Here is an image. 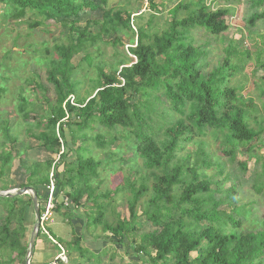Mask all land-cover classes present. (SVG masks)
<instances>
[{
    "label": "trees",
    "instance_id": "obj_1",
    "mask_svg": "<svg viewBox=\"0 0 264 264\" xmlns=\"http://www.w3.org/2000/svg\"><path fill=\"white\" fill-rule=\"evenodd\" d=\"M263 1L257 0V5ZM107 2L0 0L7 17L31 10L38 16L30 23L31 27L41 25L44 19L61 18V21H67L69 30L67 43H57L51 50L45 49L47 83L33 81V94L47 105L44 116L32 118L36 103L22 91L15 106L26 132L43 147L59 154L63 146L58 164L52 165L51 161L30 164L23 156H18L19 164L29 173L26 185H32L37 195L36 184L43 181L48 186V173L52 168L51 174L57 177L54 195L56 186L60 185L73 206H80L85 198V207L96 212L89 223L100 225L111 235L113 243L129 242L130 236L136 238L135 251L149 264H264V223L260 230H241L235 213L237 208L229 212L221 208L225 199H215L218 198L215 194H221L218 180L212 190V182L200 171L201 165H212L205 149L208 143L202 139L209 133L217 143H224L220 153L231 160L240 148H245L244 154L250 158L258 143L264 145V122L259 117L263 115L261 110L252 99L246 100L242 96L238 84H233V78L243 69L240 64L250 58V52H240L230 43L224 50L222 62L205 73L199 64L205 51L194 45L191 35L196 28L212 35L226 32L229 28L227 17L233 13L232 9L212 8L204 0L179 2L171 10L167 27L160 33H150L147 27H151L156 16L155 0H150L152 14L147 27L139 24L138 19L134 20L142 14L134 16L131 22L130 10L107 7ZM96 10L101 11L100 18L86 19L80 26L82 18ZM260 18H264V12H254L247 20L248 24L254 26ZM92 23L100 24V31L93 32ZM125 31L130 32L132 41L136 42L135 46L127 47L128 53L136 60H120L119 67L112 72L98 67L96 93L82 103L75 101L77 105H73L68 98L75 94L74 88L79 83L74 79L77 65L72 63V58L95 46L103 36L114 35L113 41L121 42L120 34ZM262 80L264 83V76ZM4 92L0 86V100ZM261 96H264V89ZM262 107L264 109V102ZM94 123L108 130L109 140L101 133L94 138L95 144L104 150H109L117 141L111 134L116 126L127 130L124 137L135 140V151L147 176L144 184L129 187L125 214L114 205L111 210L114 218L108 213L109 202L101 200L102 197L109 200V192L91 186L99 175L101 160L83 158L77 152V162H67L74 136L70 134L68 140L65 127L75 125L81 131L90 124L93 130ZM10 128L7 121L0 120V131L4 137H9L0 141L1 171L13 157L9 150L6 151V143L10 146L15 143ZM193 141L199 143L197 150L182 156L185 144ZM79 149L78 146L75 150ZM262 158L264 160V156ZM59 163L64 165L62 175L58 172ZM247 163V159L240 161L241 169L247 170ZM261 170L264 174L262 165ZM255 177L251 179L254 190L264 194V188L255 184ZM231 189L229 187L227 194ZM48 193L47 187L45 201ZM206 193L213 196L208 199L204 196ZM210 199L213 201L209 206L207 201ZM0 203L3 211L0 213V264H25L28 245L23 241L27 225L24 215L32 199L29 196L24 199L19 195H0ZM238 208L242 212L245 210L241 206ZM139 219L143 220L142 226L136 224ZM233 227L235 230L229 232ZM194 252L199 254L192 257ZM83 253L81 251V255ZM99 259L94 262L102 264Z\"/></svg>",
    "mask_w": 264,
    "mask_h": 264
},
{
    "label": "rangeland",
    "instance_id": "obj_2",
    "mask_svg": "<svg viewBox=\"0 0 264 264\" xmlns=\"http://www.w3.org/2000/svg\"><path fill=\"white\" fill-rule=\"evenodd\" d=\"M190 1L196 0H155L156 16L149 28L147 27V21L152 14L150 10L143 12L141 17L134 18V20L138 19L137 22L147 27L150 33H160L168 25L172 8L179 2L189 3ZM256 1L204 0V3L209 4L212 8L230 7L232 9L233 13L227 17L229 28L220 35H212L202 28H196L191 31V35L194 38V45L205 51L199 61L200 67L205 73L222 62L224 50L230 43L236 45L240 52H250V58L240 64L243 69L233 78V84L240 86L239 91L246 100H253L258 109L261 110L263 115H259V117L264 122V109L262 107L264 96H261V91L264 89L262 80L264 76V18L258 19L254 26H250L247 21L252 13L264 12V1L260 5H257ZM111 4L117 7H125L131 12L142 7L140 0H112ZM5 13V6L0 4V86L5 89L4 95L0 100V119H7L12 125L15 135L18 139H22L25 136V126L15 110V106L19 101V92L22 91L24 96L33 99L38 111H40V107H42V111L44 107L47 109V105L43 100L38 99L33 94L34 82L47 83L45 80V49L51 50L53 45L57 43H67L69 30L67 21H61V18L54 20L44 19L41 25L35 28L31 27L30 23L38 18L36 13L31 10H25L10 17H7ZM100 16V10L91 11L89 15L82 18L79 24L83 26L86 19H98ZM180 16L185 15L180 13ZM134 25L137 26V23L134 22ZM91 29L93 32L100 31V24L92 23ZM120 35L121 42L113 41L114 35L103 36L102 40L98 41L95 46L84 49L82 53L72 58V63L77 65L74 79L79 83L74 88L75 94L71 95V98H74V102L82 103L96 93L97 84H99L96 81L99 78L98 67L103 68L106 72H112L119 67L120 60H135L127 50L128 46L136 43L132 41L131 33L125 31ZM82 56H84L83 59ZM39 115L40 113L37 114V116ZM43 116L42 114L40 117ZM253 117L251 116V118ZM32 118L35 117L32 116ZM93 126L94 129L91 130L90 124H88L81 131H79V128H75L77 127L75 125L68 126L69 129L74 130V133L79 136L74 140L73 145L71 143L72 151L68 152L67 162L76 163L77 152L83 158L100 159L99 175L96 179H93L91 186L96 187L98 191L109 192L111 195L109 200L101 198L105 203L109 202V214H111V210H114V205L119 207L118 209L125 214L124 211H127V202L130 196L129 187L131 188L132 184L140 186L144 184L145 178H147L141 168L142 160L135 151V140L129 136L128 138L124 137L125 134H128L127 130L116 126L114 131H111V134L116 136L117 141L112 143L109 150H107L108 148L104 150L95 144V137L93 136L101 133L103 136L108 137V130L98 123H94ZM84 137L87 138L85 139ZM202 139L208 143L205 149L208 152V156L211 157L212 165L203 167L201 165L200 171L212 182V190L216 188L214 184L218 185L219 182V192L221 194H215L218 197L215 199L218 201L222 200L220 198L225 199L221 208L229 212L237 208L235 213L238 215L237 219L241 224V230H260L262 228L261 224L264 223V194L262 193L263 191L254 190L251 179L254 175L257 176L254 178V182H257L255 184L264 188V174H261V165L264 168L263 158L261 160V157L264 156V145L258 143L259 146L256 145L251 151L254 158H248V154H244L246 149L240 148L236 151V157L231 160L220 153L224 143H217L210 133ZM79 145L80 149L76 151L75 149ZM198 147V141L188 142L185 144L181 155L185 156L189 152L196 151ZM246 159L249 167L247 166V170H243L239 162ZM254 159L259 162L255 163ZM193 160L194 156L193 159L191 158V162ZM58 168V170H63V163H60ZM40 177H42V173H40ZM51 178L54 179L55 183L57 177L51 175ZM229 187H232L233 190L231 189L227 194ZM210 195L213 196L212 193L204 194L208 199ZM212 201L211 199L208 200L207 205L210 206ZM239 206L245 209L244 212H242L241 208H238ZM106 217H109V215L107 214ZM50 218L53 220L47 221L45 226L49 233L52 230L53 234L51 233V236L54 239L57 238L65 246L67 254L76 250L79 244L71 242V227L62 221L63 218L60 212L52 211ZM111 218H114V211L111 214ZM87 219L89 222L92 221V215H88ZM136 224L142 226L143 220L139 219ZM234 230L233 227L229 232ZM28 235L27 232L24 239L25 244L28 243ZM128 241L119 244L118 247H115L116 245L112 243L109 254L114 251L116 255L112 252L113 256L111 257L92 252L89 255L91 263L100 257L99 260L102 262L106 260V264H149V262L143 261L140 254L136 253V238L134 239L130 236ZM115 248L117 249L115 250ZM109 254L107 253V255ZM197 254L199 252L192 253V257Z\"/></svg>",
    "mask_w": 264,
    "mask_h": 264
},
{
    "label": "crops",
    "instance_id": "obj_3",
    "mask_svg": "<svg viewBox=\"0 0 264 264\" xmlns=\"http://www.w3.org/2000/svg\"><path fill=\"white\" fill-rule=\"evenodd\" d=\"M111 2L112 0H108L107 7L116 6V5H112ZM138 9L139 8H137V10ZM137 10H135L134 12H136ZM134 12H132V14ZM41 111H42V107H40V111H38L36 108V111L35 113L32 114V116H34L35 118H41L40 116L42 114L44 115V110L42 112ZM39 113L40 115L37 116V114ZM0 120H4L8 122L9 127H11L10 133L12 139L15 140L13 146L12 145L10 146L9 143L8 144L6 143V151L9 150L13 157L2 171H1L2 162L0 161V192L23 188L25 186L33 187L32 185H26V183H28L27 177L29 173H26V171L19 164L18 156L19 155L23 156L30 164L32 163L45 164L51 161L52 165L58 164L59 156L56 151L47 150L39 143V141L35 140L34 136L32 137V135H29L26 132V127L24 128V134H25L24 138L18 139L9 121L7 119H0ZM75 128L78 129V127ZM65 132L68 140L71 139L70 134L74 136V140H76L77 137L79 136L78 134L76 135L74 133V130L69 129L68 127H65ZM97 134H95L93 137H96ZM0 137H1L0 141H4L3 140L4 138L7 139L9 138V137H4L2 131H0ZM90 139L92 138L90 137ZM252 157L254 158V156ZM51 172H52V168H50L48 177ZM58 172L60 175H62L61 173L62 170H58ZM23 184L25 185L23 186ZM36 188L38 191L37 196H38L39 211L41 213L44 209V204L46 202L45 198L47 194V183L43 181L39 182L36 184ZM13 195H17V194H12L11 196ZM19 196H22L24 199H26L28 196L31 197L29 193H24ZM81 201L82 203H80V206H73L72 202L67 198L61 186L60 185L56 186V194L54 195V207L52 211L60 212L63 218L62 221L64 223L69 224V226L71 227V231H72L71 242H75V244H79L78 248H76V250L71 251L69 254H67L66 249L64 248L67 256V262H59V264H96V262L91 263V259L89 255L92 252L97 254H104L106 256H110L111 253L114 252L112 251L109 254L110 246L113 243L111 241L112 239L110 238L111 235L109 233L104 232L100 225L93 226L92 224L89 223L87 216L88 215L93 216L95 215L96 212L91 207H85L86 206L84 204L86 203L85 198H83ZM0 210L1 212H3L1 209V205H0ZM119 212L122 213L121 210H119ZM24 219L27 225H26V232L23 241L26 238V234L28 232L29 234L28 243H29L31 232L36 223V216L33 208V203L26 207ZM49 220L52 221L53 219L50 218ZM50 232L53 234L52 230ZM56 240L58 241L57 238ZM28 243L26 244L28 245ZM60 244L63 247H65L62 243ZM114 244L116 245L115 247H118L119 245L116 242H114ZM81 251L82 252L84 251L83 255H81ZM59 252H60L59 248L47 237V235L38 230L30 264H48L50 261H52L55 258V256H57V254H59ZM107 253L109 255H107ZM102 264H106V260H104Z\"/></svg>",
    "mask_w": 264,
    "mask_h": 264
},
{
    "label": "built area",
    "instance_id": "obj_4",
    "mask_svg": "<svg viewBox=\"0 0 264 264\" xmlns=\"http://www.w3.org/2000/svg\"><path fill=\"white\" fill-rule=\"evenodd\" d=\"M142 3V7H140L136 12H134L131 16V22L133 20V17L139 14H142L143 12L149 10V6H150V0H140ZM133 28L135 29V26L133 25ZM136 45V43L134 44ZM131 45V46H134ZM135 58V56H133ZM136 60V59H135ZM72 96H70L68 99L69 101L73 104V105H77L74 102V98H71ZM60 142L62 143V140L60 139ZM63 151V146H62V150ZM60 152V153H61ZM60 153L58 154V156L60 155ZM52 175V174H51ZM50 175V182L48 187L49 193H48V197L46 199V202L44 204V209L43 211L40 213L39 215V231L43 232L44 234L47 235V237L59 248L60 252L59 254H57V256H55V258L50 261L48 264H59V262H67V256L64 250V247L56 240L54 239L51 234L48 232V230L46 229V222L49 221L50 216H51V211L54 207V190H55V183H54V179L51 178Z\"/></svg>",
    "mask_w": 264,
    "mask_h": 264
},
{
    "label": "water",
    "instance_id": "obj_5",
    "mask_svg": "<svg viewBox=\"0 0 264 264\" xmlns=\"http://www.w3.org/2000/svg\"><path fill=\"white\" fill-rule=\"evenodd\" d=\"M24 193H29L30 194V196L32 198L33 208H34V211H35V216H36V223H35V225L33 227L31 235H30L29 243H28V246H27V252H26V256H25V264H30L31 257L33 255L35 239L37 237L38 229H39L38 220H39L40 211H39V204H38V198H37L36 192H35L33 187L25 186L23 188L2 191V192H0V195L11 196L12 194L21 195V194H24Z\"/></svg>",
    "mask_w": 264,
    "mask_h": 264
}]
</instances>
